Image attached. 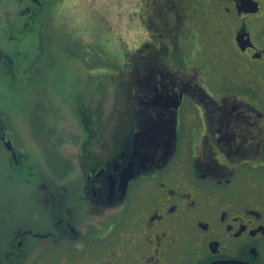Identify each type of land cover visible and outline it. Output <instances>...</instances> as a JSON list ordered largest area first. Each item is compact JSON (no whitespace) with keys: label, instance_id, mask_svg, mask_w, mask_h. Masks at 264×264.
<instances>
[{"label":"flooded vegetation","instance_id":"af4514ba","mask_svg":"<svg viewBox=\"0 0 264 264\" xmlns=\"http://www.w3.org/2000/svg\"><path fill=\"white\" fill-rule=\"evenodd\" d=\"M55 1L5 0V25L17 26L18 10L24 30ZM137 7L143 39L120 63L136 76L121 84L129 92L126 128L111 147L101 140L100 149L77 156L82 197L94 211L134 208L126 226L122 217L108 220L106 234L117 232L122 248L106 247L105 258L124 252L122 264H264V0H137ZM192 49L202 60L189 64ZM2 54L12 62L9 51ZM220 72L224 79L213 82ZM128 172L134 176L119 200ZM52 188L44 201L63 203L66 186ZM55 206L56 232L78 238ZM65 211L74 221V210ZM178 246L187 253L175 261Z\"/></svg>","mask_w":264,"mask_h":264},{"label":"rangeland","instance_id":"374dc122","mask_svg":"<svg viewBox=\"0 0 264 264\" xmlns=\"http://www.w3.org/2000/svg\"><path fill=\"white\" fill-rule=\"evenodd\" d=\"M4 2H0V51H9L12 62L0 55V132L4 136L0 139V257L7 261L3 255L16 244L17 255L21 256L14 264H103L104 259L111 260L110 264H122L124 252L105 258L106 247L116 251L122 248L115 245L121 241L119 237L116 239L119 234L109 232L112 237L109 239L106 226L110 217L113 223L122 217L126 226L134 208L123 212L124 207L121 211L120 208L94 211L84 200L76 142L81 135L80 104L93 112L95 104L99 103V119L107 123L106 118L113 112L115 103L118 105L119 99L124 97L115 85L107 82L102 85L95 80L99 72L101 76L116 73L119 80V71L114 70V65L120 69L117 63L121 54L126 51L132 55L142 41L143 34L137 26L140 13L137 0H56L38 10L35 20L24 30H21L24 20L18 16V10H14L17 26L10 29L5 25L9 13L4 9ZM10 37L11 49L5 41ZM202 48L207 57L205 45ZM191 53L195 55L188 56L189 64L202 60L195 49L190 50ZM128 68L130 79L136 80L133 68ZM226 74L218 73L213 82H220ZM100 87L104 88L103 92L99 91ZM56 104L60 106L58 112ZM36 115L46 121L45 127L51 125L56 130L57 126L67 133L68 141L61 146V151L72 166L64 178H57L56 169H50L51 161L41 143L33 137L31 120ZM102 125L107 124L102 122ZM55 139L56 132L50 142L54 143ZM11 140L17 153L6 145ZM93 145V149H100L97 142ZM43 182L49 186L46 185V191H43ZM59 184L67 188L66 199L54 204L59 205L65 221L68 219L78 232L76 239L51 240L50 237L54 231L52 222L57 220L58 214L55 213L54 218L50 203L44 199H48L50 192L55 191L52 187ZM134 202L129 203L132 206ZM67 207L74 210V221L66 216ZM93 229L99 233L86 246L84 232ZM180 233L178 240L190 250L192 244L182 240ZM74 242L77 247L70 246ZM174 253L178 261L187 252L178 246Z\"/></svg>","mask_w":264,"mask_h":264},{"label":"trees","instance_id":"16d2710c","mask_svg":"<svg viewBox=\"0 0 264 264\" xmlns=\"http://www.w3.org/2000/svg\"><path fill=\"white\" fill-rule=\"evenodd\" d=\"M122 56L123 59L129 57L128 55L125 54H123ZM133 59L134 58H132L131 61H133ZM117 65L119 66L120 64L117 63ZM113 68L115 71H119L117 73L119 80H117L115 77L116 73L113 74L107 73L106 74L107 76L105 75L106 78H104L105 77L104 75L103 76L100 75L102 74V72H99L96 76L97 77L96 80L95 79L94 80L96 83L98 84L100 83L102 85H104L106 82L108 84L115 85L114 88H117V92L120 93L122 92L124 97L122 99H119L118 105L115 103L116 107L114 108L113 112H110L106 118L107 123L102 118L99 119L98 110L101 107L99 103L95 104V108H93V112L88 111V109H85L84 106L80 104L79 116L81 115L80 116L81 135H79L78 141L76 143L78 145V154H80V156L82 157H84V155L88 153H92L94 141L97 142L98 144H101V142L103 141L104 144H108V146L111 147L113 143L119 139L120 134L126 128L125 123L129 120L128 118L129 114L125 110V108L128 105L127 97L129 92L127 89H124L121 84L122 82L134 83L135 80H131L130 79L131 75L129 71L126 72V70L123 69L122 67L120 69H117V66L114 65ZM122 72L124 73L122 74ZM103 90L104 88L102 87L99 88L100 92H103ZM119 106L121 107L120 109ZM59 108L60 106L56 104V112L59 111ZM37 115L31 120V132L33 133V137L36 138L39 141V143H41L42 149L45 150L46 152L48 161H51L49 163L50 169H52V171L56 169L55 172H57L58 174L57 178H64V175L67 173V171L71 169V163L68 157L64 156L61 151V146L68 141L67 133H65V130L63 128L57 126H56V130L51 125H47V127H45L46 121L42 117ZM126 115H128V117H126ZM101 120L104 124H107L108 126L107 125L103 126ZM55 132H56V139L54 143H52L50 142V138L55 135ZM49 146L54 147L53 151L50 150ZM60 185L63 186L62 184ZM47 202L50 203L48 204L49 209L51 213L54 214V218H55V212H53L54 204H51L52 201L50 200H47ZM52 223H53L52 227L54 228V231H52V233L50 234L51 240H53V238L64 239L67 237H69L70 239H75V232H73L70 229L66 230L60 228L59 231H57L60 232L58 235L56 232V219ZM88 232L89 234L87 235V239L84 242L86 246L90 245L93 241V237L96 238V234L99 233L94 229L89 230ZM73 244H75V247H77V243L75 242L70 243V246ZM9 251H14L15 253L13 255H9L7 252L3 256L8 258V260L3 261L2 258L0 257V262L3 263L5 262V264H14L15 259L21 256L20 254L17 255L18 249L16 248V244H14Z\"/></svg>","mask_w":264,"mask_h":264},{"label":"water","instance_id":"95a60500","mask_svg":"<svg viewBox=\"0 0 264 264\" xmlns=\"http://www.w3.org/2000/svg\"><path fill=\"white\" fill-rule=\"evenodd\" d=\"M6 145H7V147L8 148H11V144H10V142L8 141V142H6ZM134 175L131 173V172H128L127 174H126V176H122L121 177V183H120V189H119V192H120V195H119V200H121V199H123V197L125 196V188H126V184H127V182H128V180L130 179V178H132ZM124 183V184H123ZM123 184V185H122ZM121 187H123L122 188V190H121ZM69 226V225H68ZM73 231V230H72ZM74 232V231H73ZM226 264H241L240 262H238V261H229V262H227ZM244 264V263H243Z\"/></svg>","mask_w":264,"mask_h":264},{"label":"bare ground","instance_id":"6f19581e","mask_svg":"<svg viewBox=\"0 0 264 264\" xmlns=\"http://www.w3.org/2000/svg\"><path fill=\"white\" fill-rule=\"evenodd\" d=\"M150 159V158H149Z\"/></svg>","mask_w":264,"mask_h":264}]
</instances>
